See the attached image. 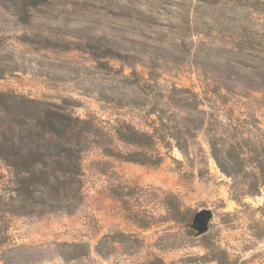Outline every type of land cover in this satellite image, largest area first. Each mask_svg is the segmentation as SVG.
Returning <instances> with one entry per match:
<instances>
[{
	"label": "rangeland",
	"instance_id": "1",
	"mask_svg": "<svg viewBox=\"0 0 264 264\" xmlns=\"http://www.w3.org/2000/svg\"><path fill=\"white\" fill-rule=\"evenodd\" d=\"M0 93L1 140L47 106L95 131L71 212L0 157V264H264V0H0Z\"/></svg>",
	"mask_w": 264,
	"mask_h": 264
},
{
	"label": "trees",
	"instance_id": "2",
	"mask_svg": "<svg viewBox=\"0 0 264 264\" xmlns=\"http://www.w3.org/2000/svg\"><path fill=\"white\" fill-rule=\"evenodd\" d=\"M10 1L20 2L24 7H37L48 0ZM88 46L94 49L93 45ZM3 97L4 94L0 93V105L9 109ZM29 115L41 129L36 133L27 131L0 139V157L15 169L17 175L21 174L18 182L23 185L27 199L43 204V209L47 211L71 212L83 199L81 153L94 140L90 139L91 135L95 137L93 125L89 119L72 117L48 106L33 110ZM113 130L124 143L141 148L149 147L153 140L151 134L139 131L130 124L118 123ZM106 152H111L109 147ZM134 155L129 153L122 157L142 164L154 163L147 154L141 153L138 158ZM159 160L160 156L156 161ZM128 216L135 218L137 214ZM147 225L142 222V226Z\"/></svg>",
	"mask_w": 264,
	"mask_h": 264
},
{
	"label": "water",
	"instance_id": "3",
	"mask_svg": "<svg viewBox=\"0 0 264 264\" xmlns=\"http://www.w3.org/2000/svg\"><path fill=\"white\" fill-rule=\"evenodd\" d=\"M211 218L212 211L209 208H201L193 215L190 227L196 231V234L205 233Z\"/></svg>",
	"mask_w": 264,
	"mask_h": 264
}]
</instances>
